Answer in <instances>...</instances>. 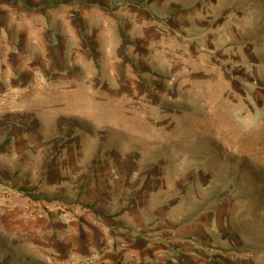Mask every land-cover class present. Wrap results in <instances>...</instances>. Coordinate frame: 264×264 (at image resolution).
Instances as JSON below:
<instances>
[{
  "label": "rangeland",
  "instance_id": "374dc122",
  "mask_svg": "<svg viewBox=\"0 0 264 264\" xmlns=\"http://www.w3.org/2000/svg\"><path fill=\"white\" fill-rule=\"evenodd\" d=\"M20 133H44L55 161L82 159L68 180L91 181L108 156L178 184L172 234L120 232L156 241L140 264H264V0H0V144ZM10 167L0 160V203L33 187ZM64 195L62 223L94 213ZM8 249L0 240V264ZM54 264L113 263L101 251Z\"/></svg>",
  "mask_w": 264,
  "mask_h": 264
},
{
  "label": "crops",
  "instance_id": "0c3cea01",
  "mask_svg": "<svg viewBox=\"0 0 264 264\" xmlns=\"http://www.w3.org/2000/svg\"><path fill=\"white\" fill-rule=\"evenodd\" d=\"M33 135L20 133V142L15 137L12 143L10 137L9 141L0 144L2 166L11 165L2 175L14 179L25 169L31 175L28 178L30 184H33L30 191L25 190L21 196H11L8 202L0 203V223L8 237H1L0 240L10 250L8 257L11 264H18L19 260L21 264L66 263L97 255L101 251L115 264L117 257L114 246L120 241L129 246L124 253L127 264L145 263L147 259L153 258L147 256L146 252L148 249L156 252V241L129 238L121 236L120 232L123 227L139 230L147 227L154 231L150 233L153 236L157 232L172 234V212L177 210L173 207L177 208L178 202L171 198L178 195V184L176 188L172 184L171 190L164 189L163 179L147 177L152 180L148 182L141 170L120 168L116 160L108 156L91 161V181L65 179L67 174L79 177L84 173L82 159H72L71 156L67 159L66 149L62 147L64 158L55 161L50 154L49 142L43 141L45 134L37 140ZM40 149L43 157L37 153ZM58 192H64V197L69 196L66 194L79 193L94 206V213L74 210L75 216L71 222L62 223L56 217V212L59 208H69L71 204L64 199H57ZM162 205L170 206L166 207L165 214L157 213Z\"/></svg>",
  "mask_w": 264,
  "mask_h": 264
},
{
  "label": "bare ground",
  "instance_id": "6f19581e",
  "mask_svg": "<svg viewBox=\"0 0 264 264\" xmlns=\"http://www.w3.org/2000/svg\"><path fill=\"white\" fill-rule=\"evenodd\" d=\"M238 6H239V5H238ZM200 7H201V5H200ZM204 8H205V7H204ZM200 9H201V8H200ZM231 12H232V11H231ZM220 17H221V16H220ZM221 18H222V17H221ZM223 18H224V17H223ZM217 23H218V22H217ZM197 26H198V25H197ZM215 26H216V25H215ZM199 27H200V26H199ZM192 28H193V27H192ZM194 28H195V27H194ZM215 28H216V27H215ZM196 32H197V30H196ZM197 33H198V32H197ZM11 37H12V36H11ZM11 39H12V38H11ZM241 61H242V60H241ZM219 74H220V73H219ZM216 76H217V75H216ZM228 77H229V76H228ZM230 77H231V76H230ZM230 77H229V78H230ZM233 78H234V77H233ZM227 79H228V78H227ZM231 79H232V78H231ZM7 86H8V85H7ZM5 88H6V87H5ZM200 93H201V92H200ZM203 94H204V92H203ZM3 97H4V96H3ZM60 109H61V107H60ZM62 109H63V108H62ZM69 109H70V108H69ZM90 109H91V108H90ZM72 113H73V112H72ZM70 115H71V114H70ZM74 115H77V114L74 113ZM100 115H101V114H100ZM103 116H106V115H103ZM74 117H75V116H74ZM163 125H164V124H163ZM157 132H158V131H157ZM162 132H163V131H162ZM154 133H156V132H154ZM151 134H152V133H151ZM164 134H165V133H164ZM170 134H171V133H170ZM154 135H155V134H154ZM168 135H169V132H168ZM262 244H263V243H262ZM257 246H258V245L256 244V247H257ZM262 247H263V245H262ZM262 249H264V248H262ZM262 249H261V250H262ZM259 251H260V250H259ZM256 252H257V251H256ZM261 252H262V251H261ZM261 252H259V253H261ZM259 253H258V254H259ZM258 254H257V255H258Z\"/></svg>",
  "mask_w": 264,
  "mask_h": 264
},
{
  "label": "built area",
  "instance_id": "2783aa9c",
  "mask_svg": "<svg viewBox=\"0 0 264 264\" xmlns=\"http://www.w3.org/2000/svg\"><path fill=\"white\" fill-rule=\"evenodd\" d=\"M61 218H62V220H63L64 222H67V221L69 220V219L66 217V215H62Z\"/></svg>",
  "mask_w": 264,
  "mask_h": 264
}]
</instances>
